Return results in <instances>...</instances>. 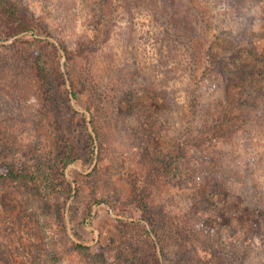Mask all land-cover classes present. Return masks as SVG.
<instances>
[{
    "label": "rangeland",
    "instance_id": "obj_1",
    "mask_svg": "<svg viewBox=\"0 0 264 264\" xmlns=\"http://www.w3.org/2000/svg\"><path fill=\"white\" fill-rule=\"evenodd\" d=\"M94 1L11 0L29 32L0 6V169L18 175L0 180V264H184L194 248L213 264L238 242L245 264H264V0H195L209 13L176 57L152 0H113L110 26ZM206 25L238 30L222 46L256 73L247 95L198 68Z\"/></svg>",
    "mask_w": 264,
    "mask_h": 264
},
{
    "label": "trees",
    "instance_id": "obj_2",
    "mask_svg": "<svg viewBox=\"0 0 264 264\" xmlns=\"http://www.w3.org/2000/svg\"><path fill=\"white\" fill-rule=\"evenodd\" d=\"M125 3L129 5H133L136 3L137 0H123ZM140 4H144L143 0H138ZM95 8L92 9L94 11V15L96 17V24H100L102 22H113L114 18V9H113V0H95ZM251 2L252 0H232V3L235 4V7L237 9H245L251 7ZM151 3L154 6L155 12L157 15H159L162 19L160 23L162 26H165L164 29V35H165V40L167 42H171L172 46L169 45V49L174 52L172 53L173 57H176V52H177V47L174 43L182 44L185 46L183 43L184 40H189L186 42V46L190 47V44H194L195 40H198L199 38V33H198V28H197V23L199 21L201 22L202 20L205 21L206 15H208L209 11L208 10V3L205 5V10L203 8H200L195 2V0H152ZM0 6L2 10L7 11L9 18L14 21L19 27L22 32H29L33 31V26L28 23L27 21L21 19L18 15V11L20 9L11 2V0H0ZM182 6V7H180ZM180 11L185 12V16L182 15L183 18L174 17L173 15L177 14ZM6 13V12H5ZM175 20V26H180L181 29L177 28L175 30L172 28L173 23ZM182 21V23H181ZM182 24V25H181ZM107 26H110L109 24H106ZM201 28V27H200ZM207 25L204 28V34L206 35V38L204 39V43L200 45L199 47L195 46L192 49L191 56L194 58L195 62H199L198 68L202 67L204 65V70L207 75H210V77H214V81L216 79L220 80V84L217 87H226V88H231V86H238L242 92L243 95H247L249 91H251V88L255 85L252 80L248 81V79H253L254 81L257 80V78L252 77L255 76L254 70L249 67V63L244 62V59H242L244 50L241 48L238 51V48L240 47L239 45H230L233 44L234 39L236 35L238 36V30H234L231 28L228 29H218L217 34H212L207 33L206 31ZM203 29V27H202ZM43 34L42 36H49L50 31L48 29H43ZM13 35V34H12ZM11 35V36H12ZM230 43L225 46H222V43ZM58 49L64 51V53H60V56H66L68 59H70L71 52L68 51V49L65 46H58ZM238 51V52H237ZM35 63L37 65V69L39 70L40 73H44L46 71L45 66L41 64V57L40 55L35 52ZM198 70V69H195ZM202 76H204V73H201ZM237 77L240 78V80H243V82L246 83H241L242 81L238 82ZM258 77V76H257ZM253 82V84H252ZM137 81L133 80L131 87H136ZM221 87V88H222ZM135 88H131L130 91L133 92ZM139 89V88H138ZM143 91H150V90H157L156 88H153V86H148V87H143L141 88ZM141 90V91H142ZM142 91V92H143ZM159 93V91H158ZM219 106L216 105L215 103L212 105L211 109L212 114H216V110L221 109L220 107H225V104L223 103L224 101L220 100ZM169 102H164L161 106L163 107H169L171 106L168 105ZM165 105V106H164ZM199 107L201 109L202 105L197 103L194 105L193 108ZM162 110V109H160ZM159 110V111H160ZM220 117H216L215 121H218ZM213 133L215 131H212ZM62 158L63 159V168H66L72 160L70 159V155L66 154ZM173 161V160H172ZM5 177H18L16 172L13 170V168H4L0 169V180L5 178ZM138 193V191H137ZM144 198V197H143ZM143 198L140 196L139 197V202L142 203L144 202ZM96 203H99V200L95 201ZM149 206V204H147ZM151 207H153L151 205ZM150 208V207H149ZM154 209V207H153ZM152 211H155V217L152 218V223H151V229L149 230L153 235L159 236V229H165L163 227V221L160 222L159 218L162 216L164 213L162 212L161 209H154ZM163 213V214H162ZM158 216V217H156ZM168 224V223H166ZM160 227V228H159ZM173 227L171 226V229ZM182 231V229L180 230ZM181 236V233L179 234ZM181 240V239H180ZM238 241V240H237ZM180 244V243H179ZM183 244V243H182ZM158 248V245H157ZM196 248L193 249V252H191L189 249H187L188 254H182V259L181 262L184 264H201L198 260L199 254L197 255L196 253L198 250H195ZM162 252L164 253V249H162ZM187 255V256H186ZM212 257L215 258L213 264H223L221 262L222 256H229L228 258L231 259L235 264H245V260L247 259L246 256H244L243 251L239 249V242L238 246L235 243V247L233 246V249L231 250V254L228 253H223L220 252L219 250L211 253ZM198 256V258H197ZM187 257L190 258V262L187 260Z\"/></svg>",
    "mask_w": 264,
    "mask_h": 264
}]
</instances>
